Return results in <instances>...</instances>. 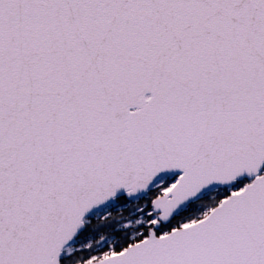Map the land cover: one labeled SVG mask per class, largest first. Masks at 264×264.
<instances>
[{
    "label": "snow or ice",
    "instance_id": "snow-or-ice-1",
    "mask_svg": "<svg viewBox=\"0 0 264 264\" xmlns=\"http://www.w3.org/2000/svg\"><path fill=\"white\" fill-rule=\"evenodd\" d=\"M0 264H264V0H0Z\"/></svg>",
    "mask_w": 264,
    "mask_h": 264
}]
</instances>
